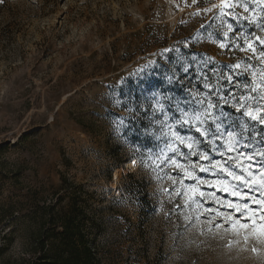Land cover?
<instances>
[{
  "label": "rangeland",
  "instance_id": "rangeland-1",
  "mask_svg": "<svg viewBox=\"0 0 264 264\" xmlns=\"http://www.w3.org/2000/svg\"><path fill=\"white\" fill-rule=\"evenodd\" d=\"M194 10L191 0L0 5V264L27 261L23 229L38 206L64 194L62 178L95 222L91 241L102 264H264V244H245L223 224L210 229L201 216L181 226L183 215L177 221L170 214L173 203L162 191L171 182L157 180L163 171L152 167L157 149L114 131L117 117L127 113L113 101L132 107L142 69L141 78H159L146 67L150 62L205 55L223 67L243 55L220 54L208 39L220 22L201 29L211 22L190 15ZM9 208L12 214L3 216Z\"/></svg>",
  "mask_w": 264,
  "mask_h": 264
},
{
  "label": "snow or ice",
  "instance_id": "snow-or-ice-1",
  "mask_svg": "<svg viewBox=\"0 0 264 264\" xmlns=\"http://www.w3.org/2000/svg\"><path fill=\"white\" fill-rule=\"evenodd\" d=\"M191 6L190 15L211 22L201 29L220 22L208 31L220 54L243 55L223 67L205 55L150 62L146 67L159 78H141L142 69L132 85L141 95L132 107L113 101L127 113L117 117L114 131L129 141L143 137L157 149L152 167L163 171L155 173L157 180L171 182L162 191L173 203L170 214L177 221L183 215L181 226L203 216L210 229L223 224L245 244H264V0H191Z\"/></svg>",
  "mask_w": 264,
  "mask_h": 264
},
{
  "label": "trees",
  "instance_id": "trees-1",
  "mask_svg": "<svg viewBox=\"0 0 264 264\" xmlns=\"http://www.w3.org/2000/svg\"><path fill=\"white\" fill-rule=\"evenodd\" d=\"M70 185L62 178L64 194L38 206L34 220L24 229L23 224L20 226L30 247L24 264H102L91 241L89 225H95V222L86 216L84 201ZM78 189L82 190L81 187ZM65 200L66 205L62 206ZM12 211L9 208L2 215H10Z\"/></svg>",
  "mask_w": 264,
  "mask_h": 264
}]
</instances>
